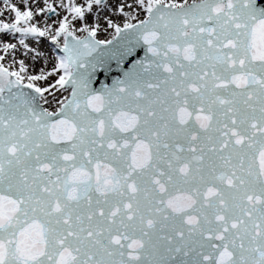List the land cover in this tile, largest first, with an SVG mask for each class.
<instances>
[{
  "label": "snow or ice",
  "instance_id": "6c2138e0",
  "mask_svg": "<svg viewBox=\"0 0 264 264\" xmlns=\"http://www.w3.org/2000/svg\"><path fill=\"white\" fill-rule=\"evenodd\" d=\"M0 264H264V0H0Z\"/></svg>",
  "mask_w": 264,
  "mask_h": 264
},
{
  "label": "water",
  "instance_id": "95a60500",
  "mask_svg": "<svg viewBox=\"0 0 264 264\" xmlns=\"http://www.w3.org/2000/svg\"><path fill=\"white\" fill-rule=\"evenodd\" d=\"M61 54H63L61 52ZM140 58H143V50L140 51ZM113 71L111 72H105L98 74L97 80L98 83L94 84V87L99 88L101 84L107 83L109 86L117 79V78H123L122 73L116 70L115 62H112ZM127 68H131V64L127 65ZM95 171V169H93ZM179 190L176 191L175 195L179 196L182 195Z\"/></svg>",
  "mask_w": 264,
  "mask_h": 264
},
{
  "label": "bare ground",
  "instance_id": "6f19581e",
  "mask_svg": "<svg viewBox=\"0 0 264 264\" xmlns=\"http://www.w3.org/2000/svg\"><path fill=\"white\" fill-rule=\"evenodd\" d=\"M179 2H182V0H179ZM190 3H191V2H190ZM107 38H108V39H111V36L108 35ZM33 47L43 48V50H44L46 53H48L49 55L54 54V52H49L48 47H47L46 44H41V45L33 44ZM39 66H40V65H39V62H37V67H39Z\"/></svg>",
  "mask_w": 264,
  "mask_h": 264
},
{
  "label": "rangeland",
  "instance_id": "374dc122",
  "mask_svg": "<svg viewBox=\"0 0 264 264\" xmlns=\"http://www.w3.org/2000/svg\"><path fill=\"white\" fill-rule=\"evenodd\" d=\"M190 2H192V0H189V3H190ZM58 54H59V55H63V54H61V52H60V53H58Z\"/></svg>",
  "mask_w": 264,
  "mask_h": 264
}]
</instances>
